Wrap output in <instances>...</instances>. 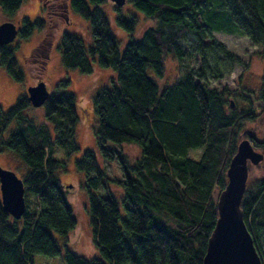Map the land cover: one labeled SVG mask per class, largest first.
I'll list each match as a JSON object with an SVG mask.
<instances>
[{
  "label": "trees",
  "instance_id": "1",
  "mask_svg": "<svg viewBox=\"0 0 264 264\" xmlns=\"http://www.w3.org/2000/svg\"><path fill=\"white\" fill-rule=\"evenodd\" d=\"M23 1L0 0V6L11 14ZM41 1L42 16L33 20L23 16L16 24L20 38H28L35 29L44 31L28 59L37 83L44 81L50 38L69 8L89 21L93 42L87 46L76 32L64 31L58 41L62 64L91 73L97 61L114 71V79L93 97L95 136L103 160L119 159L126 215L121 217L115 197L94 192L106 184L107 174L95 151L86 150L75 163L86 175L90 222L101 257H86L68 247L63 251L56 235L67 236L77 217L58 174L65 161L54 153L55 146L67 155L80 149L75 139L76 95L55 92L45 101L53 137L49 126L24 113L32 104L26 91L6 111L0 107V152L14 153L27 166L21 177L26 206L29 198L36 197L40 211L30 213L26 207L16 218L3 208L0 193V264H34L36 254L60 255L64 264H203L218 216L216 192L226 187L241 133L255 149L264 150V139L242 126L259 116L252 98L209 84L211 78L226 77L243 64L214 32L245 33L263 46L259 55L264 62V0H130L154 23L138 37L133 34L137 17L119 11L116 22L129 33L123 49L101 7L106 0ZM188 34L199 66L186 69L161 89L149 69L163 77L166 56L185 58L182 41ZM14 42L0 45V67L23 81ZM251 92L264 116V70L258 91ZM232 96L249 99L250 107H232ZM109 140L137 142L140 158L131 163L125 153L107 147ZM198 147H203L201 157H190L189 150ZM241 207L264 264V177L246 187Z\"/></svg>",
  "mask_w": 264,
  "mask_h": 264
},
{
  "label": "rangeland",
  "instance_id": "2",
  "mask_svg": "<svg viewBox=\"0 0 264 264\" xmlns=\"http://www.w3.org/2000/svg\"><path fill=\"white\" fill-rule=\"evenodd\" d=\"M53 1L55 0L49 1V4ZM42 4L41 0H24L21 7L11 14L5 13L0 6V24L4 21H12L17 24L23 16H27L32 20L36 19L43 15L41 11ZM101 7L109 18L112 31L119 39L121 49L124 48L129 38V33L116 22V15L119 11L123 14H133L137 17V25L133 34L138 37L144 28L154 23L153 19L147 18L130 0H126L122 6H118L112 0H106L101 4ZM67 15L69 16L68 20L65 16L60 17V27L55 30L54 35L50 38L51 44L48 47L46 61L47 69L43 77L50 93L67 90L76 95L77 113L79 115L75 126V139L80 145V149L67 155L61 147L55 146L54 153V157L65 161V167L59 169L58 174L64 185L63 189L66 192L67 200L77 217V225L67 236H56L63 251L65 247H68L73 252L86 257H101V251L94 241L93 228L90 222L89 191L85 183L86 175L83 171L77 169L75 161L86 150L95 151L101 165L106 171L107 179L106 184L101 185L94 192L100 196L115 197L119 203L121 217L123 218L126 215V209L123 203L124 187L119 182L123 178L119 159L103 160L95 136L98 118L94 109L93 97L101 86L109 84L114 79V71L111 68L100 67L97 61H93L94 70L91 73L81 72L77 68H66L62 64L61 49L58 41L64 31L76 32L84 39L87 46L93 42L89 21L80 17L71 8H69ZM43 32V30L35 29L28 38H20L18 36L15 39L14 43L18 46L16 57L19 67L24 70L25 74L23 81L15 80L0 67V107L2 111L9 109L14 105L19 94L26 92L29 86L37 83L38 79L32 75L28 59ZM214 34L229 49L240 55L243 59V64L237 65L235 70L226 77L219 80L211 78L209 84L212 87L220 89L227 87L232 91H243L247 96H250L255 104L256 113L259 116L254 121H245L242 125L243 130H250L251 134H255L257 138L264 139V116L261 113L260 102L255 97L253 98L255 92H251V90L258 91L261 85L264 62L259 55V51L263 49V46L254 43L245 33L237 32L234 34L226 31H215ZM192 39V35L188 34L187 40L182 41L183 47L187 52L185 58L178 61L172 55L165 57L166 71L163 77L158 76L154 70L149 69V74L157 79L161 89L178 80L186 69L199 66V55L191 50ZM66 80H69V82ZM231 99L234 104H232V107H235L236 104L239 107H250V100L243 96H236L235 99L232 96ZM24 113L30 116L36 123L49 126L54 137V128L45 116L44 104L40 106L31 104L24 110ZM241 137L244 139L246 136L241 133ZM106 145L118 152L125 153L131 163H135L141 156V146L134 141L118 143L109 140ZM256 149L264 153L262 148L256 147ZM202 151L203 147L192 148L189 150L188 155L199 159ZM0 164L6 169L14 170L20 177L24 176L28 169L21 159L10 151L0 152ZM263 177L264 159L258 164L249 162L247 186H252ZM219 195L220 192L218 193L217 191L216 200H218ZM27 203L29 204L30 213H38L40 211V204L36 197L29 198ZM34 264H64V262L60 255L45 256L36 254Z\"/></svg>",
  "mask_w": 264,
  "mask_h": 264
},
{
  "label": "water",
  "instance_id": "3",
  "mask_svg": "<svg viewBox=\"0 0 264 264\" xmlns=\"http://www.w3.org/2000/svg\"><path fill=\"white\" fill-rule=\"evenodd\" d=\"M122 6L126 0H112ZM18 34L12 21L0 24V45L11 43ZM34 106L45 103L50 95L47 84L42 81L27 89ZM264 153L256 150L248 138L242 139L227 170L228 182L217 200L218 216L208 239L203 264H263L253 236L249 231L242 211V199L247 187L249 162L258 164ZM0 189L3 208L16 218L26 210L23 179L11 169L0 164Z\"/></svg>",
  "mask_w": 264,
  "mask_h": 264
},
{
  "label": "flooded vegetation",
  "instance_id": "4",
  "mask_svg": "<svg viewBox=\"0 0 264 264\" xmlns=\"http://www.w3.org/2000/svg\"><path fill=\"white\" fill-rule=\"evenodd\" d=\"M57 1L62 2V1H65V0H55V1H53V2H57ZM64 9L66 10V6L64 7ZM66 19H67V20L69 19V16H68V15H66Z\"/></svg>",
  "mask_w": 264,
  "mask_h": 264
},
{
  "label": "bare ground",
  "instance_id": "5",
  "mask_svg": "<svg viewBox=\"0 0 264 264\" xmlns=\"http://www.w3.org/2000/svg\"><path fill=\"white\" fill-rule=\"evenodd\" d=\"M0 193H1V189H0ZM1 199H2V197H1Z\"/></svg>",
  "mask_w": 264,
  "mask_h": 264
}]
</instances>
